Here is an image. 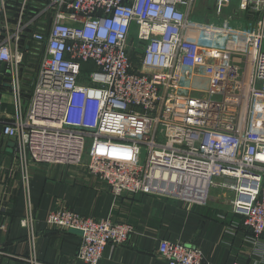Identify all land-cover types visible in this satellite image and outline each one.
Instances as JSON below:
<instances>
[{
    "label": "built area",
    "instance_id": "1",
    "mask_svg": "<svg viewBox=\"0 0 264 264\" xmlns=\"http://www.w3.org/2000/svg\"><path fill=\"white\" fill-rule=\"evenodd\" d=\"M194 2L53 0L50 22L32 35L43 53L31 78L23 56L37 47L31 53L21 40L39 16L24 20L27 0L14 23L0 12V62L15 104L2 132L21 168L28 264H41L30 193L31 167L41 163L85 162L115 198L147 193L207 204L220 188L253 236H264V0H239L242 14L260 19L234 27L225 17L214 28L220 43L216 31L207 41L197 34L196 25L213 22L192 20ZM231 4L216 0L218 13ZM1 96L0 89V108ZM46 223L81 232L77 258L85 264L135 233L130 222L66 206ZM159 253L167 264H205L199 246L181 241L160 240Z\"/></svg>",
    "mask_w": 264,
    "mask_h": 264
},
{
    "label": "crops",
    "instance_id": "2",
    "mask_svg": "<svg viewBox=\"0 0 264 264\" xmlns=\"http://www.w3.org/2000/svg\"><path fill=\"white\" fill-rule=\"evenodd\" d=\"M19 1L22 5L24 0ZM201 1L195 0L192 12ZM207 1L214 4L215 0ZM52 2L27 0V12H37L34 16H39V26L47 25L48 19L50 22ZM16 6L17 0H0V12H14ZM30 71L24 74L32 77ZM9 81L6 68L0 67V264H28L24 260L29 254L26 230L21 225L25 214L21 168L14 141L2 132L3 122L15 111ZM223 191L214 188L207 204L147 193L115 198L109 186L89 172L85 162L35 164L31 167L30 193L36 214L37 258L41 264H85L77 258L81 233L46 223L53 210L66 206L84 216L111 217L135 226L130 239L114 249L107 247L98 264H167L159 253L162 239L199 246L205 264H264V236H253L243 217L232 212V196Z\"/></svg>",
    "mask_w": 264,
    "mask_h": 264
},
{
    "label": "rangeland",
    "instance_id": "3",
    "mask_svg": "<svg viewBox=\"0 0 264 264\" xmlns=\"http://www.w3.org/2000/svg\"><path fill=\"white\" fill-rule=\"evenodd\" d=\"M238 4H239V0H232V4L231 6H225L221 12V14L218 13L217 10V5H216V0L214 1V4L212 2H209L207 0H202L201 2L198 3V7L196 9L195 12H192V20L195 22H198L200 24H204L205 22H207V19H211V21L213 22L211 27L204 28L201 29L198 25L195 26V30L197 32V34L199 36H203V40L207 41V37H209L211 35L210 32H215L216 29L214 28H218V25L221 24L225 17H228L229 15H232L234 18H232L230 20V24L234 27H247V22H254V21H258L260 19V15H254L251 12L250 13H246V14H242V12H240L238 10ZM221 15L220 17L217 16ZM207 20V21H206ZM48 22V20H47ZM135 34V29L132 32V35ZM221 33H218V31H216V33H213V38L217 37L218 35H220ZM216 43H220L222 42L221 38H215L214 40ZM37 49L35 51V53L30 54L28 57V63H26L25 67H30L32 73L35 74L36 72V68L41 60V56L43 53V46L42 44H37ZM259 86V85H258ZM146 156H147V148L145 146H142L141 148V155H140V162L144 163L146 160ZM84 158H86V154L84 155ZM221 181V180H219ZM229 196H231L230 193H227Z\"/></svg>",
    "mask_w": 264,
    "mask_h": 264
},
{
    "label": "trees",
    "instance_id": "4",
    "mask_svg": "<svg viewBox=\"0 0 264 264\" xmlns=\"http://www.w3.org/2000/svg\"><path fill=\"white\" fill-rule=\"evenodd\" d=\"M8 3V0H7ZM29 3H27L26 5V11H25V15L23 16L24 20L29 21L30 18H33V16L37 13V12H27L28 8H29ZM20 7H21V2L19 0H17V6L15 8V10H13L14 12H8V18L9 21L11 23H14L17 21L18 16H19V11H20ZM51 15V13H50ZM51 18V17H50ZM39 20H36L34 24H32L29 28L26 29L25 33L22 35V40L21 43L22 45H24L26 47L27 50L31 51V53H33V51L36 49V45L38 44L32 37L33 32L39 30L40 26H39ZM49 21V19H48ZM41 27H44L43 25H41ZM45 31V35H47V31L46 29L43 30V32ZM133 58H135V56H133ZM92 65V64H91ZM33 77V76H32ZM31 78V77H30Z\"/></svg>",
    "mask_w": 264,
    "mask_h": 264
},
{
    "label": "water",
    "instance_id": "5",
    "mask_svg": "<svg viewBox=\"0 0 264 264\" xmlns=\"http://www.w3.org/2000/svg\"><path fill=\"white\" fill-rule=\"evenodd\" d=\"M27 56H28V54H27V53H24V56H23V61H24V62H26V60H27ZM0 67H1L2 69H4V68H5V64L0 62ZM0 163H1V158H0ZM76 231L80 232L79 230H76ZM80 233H81V232H80Z\"/></svg>",
    "mask_w": 264,
    "mask_h": 264
}]
</instances>
